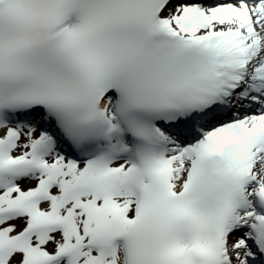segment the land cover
Listing matches in <instances>:
<instances>
[{"label":"snow or ice","instance_id":"snow-or-ice-1","mask_svg":"<svg viewBox=\"0 0 264 264\" xmlns=\"http://www.w3.org/2000/svg\"><path fill=\"white\" fill-rule=\"evenodd\" d=\"M0 264H264V0H0Z\"/></svg>","mask_w":264,"mask_h":264}]
</instances>
